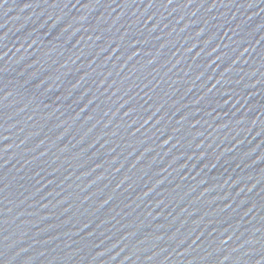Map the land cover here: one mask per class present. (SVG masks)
<instances>
[{"label":"water","instance_id":"water-1","mask_svg":"<svg viewBox=\"0 0 264 264\" xmlns=\"http://www.w3.org/2000/svg\"><path fill=\"white\" fill-rule=\"evenodd\" d=\"M0 264H264V0H0Z\"/></svg>","mask_w":264,"mask_h":264},{"label":"snow or ice","instance_id":"snow-or-ice-1","mask_svg":"<svg viewBox=\"0 0 264 264\" xmlns=\"http://www.w3.org/2000/svg\"><path fill=\"white\" fill-rule=\"evenodd\" d=\"M169 2H170V0H169Z\"/></svg>","mask_w":264,"mask_h":264}]
</instances>
